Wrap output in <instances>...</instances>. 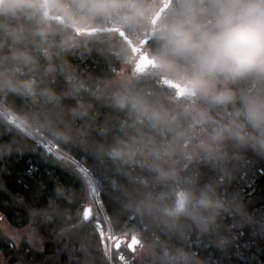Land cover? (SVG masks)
<instances>
[{
	"label": "trees",
	"instance_id": "16d2710c",
	"mask_svg": "<svg viewBox=\"0 0 264 264\" xmlns=\"http://www.w3.org/2000/svg\"><path fill=\"white\" fill-rule=\"evenodd\" d=\"M28 26L22 18L0 14V57L25 50L38 56L40 87L55 98L19 94L0 84V105L69 128L75 139L54 142L31 134L0 110V215L11 228L29 231L15 241L0 228V256L8 264H264V157L230 146L227 169L200 165L193 171L194 186L211 185L220 204L200 223L137 211L153 174L141 158L113 157L134 134L133 117L102 91L124 63L103 45L48 61L22 31ZM3 63L11 66L9 60ZM49 63L54 70L45 72ZM158 87L175 91L163 82ZM73 109L84 114L74 115ZM43 140L62 157L49 152ZM80 167L93 180L100 208ZM106 230L116 237L111 257ZM132 238L152 249L147 261L131 251Z\"/></svg>",
	"mask_w": 264,
	"mask_h": 264
},
{
	"label": "clouds",
	"instance_id": "9594fccd",
	"mask_svg": "<svg viewBox=\"0 0 264 264\" xmlns=\"http://www.w3.org/2000/svg\"><path fill=\"white\" fill-rule=\"evenodd\" d=\"M0 14L29 22L22 31L48 61L103 45L130 66L104 81L102 91L133 117L134 134L113 157L141 158L153 174L137 211L199 223L220 204L211 185L194 186L193 171L200 165L227 169L230 146L264 157V0H168L167 7L165 0H0ZM142 60L146 67L136 72ZM40 68L28 50L0 57V84L55 98L41 89ZM53 70L51 63L45 68ZM163 81L178 85L183 100L158 87ZM242 82L251 86L234 87ZM10 115L54 142L75 139L55 122Z\"/></svg>",
	"mask_w": 264,
	"mask_h": 264
},
{
	"label": "rangeland",
	"instance_id": "374dc122",
	"mask_svg": "<svg viewBox=\"0 0 264 264\" xmlns=\"http://www.w3.org/2000/svg\"><path fill=\"white\" fill-rule=\"evenodd\" d=\"M130 70V66H126L125 64L122 65L121 69L118 71V72H121V71H128ZM144 70V67H137L136 68V65H135V71L136 72H143ZM117 72V73H118ZM175 95L178 99H180V97H178L177 95V91L175 90ZM183 98V97H181ZM194 101H186V103H193ZM81 171H83L81 168H79ZM84 177H86V180H87V183H88V186L90 188V191H91V196L93 198V201L95 203V205L97 206V208L99 206V203H98V200H97V191L95 190V186L92 182V180L89 178L90 175L86 172H84ZM248 184H252V181L251 180H246ZM249 186V185H248ZM182 204V199H181V196L178 198V201L176 203L177 207L179 208V206ZM91 211V209H90ZM201 221H199L200 223ZM0 228L8 235L10 236L12 239H14L15 241H17L21 235H25V234H29V231L28 230H15L13 228H11L8 224V222L6 221V219L0 215ZM103 238H104V241H105V247H106V250H107V253L109 255V257H111L112 255V252H113V249H114V245H115V242H116V237L111 233L110 230H106L103 232ZM245 245V244H244ZM127 247V246H126ZM131 251L134 253V254H137L139 255L140 257H142V259L144 261H147L148 258H150L152 256V249L150 248L149 245L145 244H141V241H139L138 243H135L134 245H132V247L130 248ZM123 259H125V257L122 256ZM0 264H8L7 260L3 257V256H0Z\"/></svg>",
	"mask_w": 264,
	"mask_h": 264
},
{
	"label": "water",
	"instance_id": "95a60500",
	"mask_svg": "<svg viewBox=\"0 0 264 264\" xmlns=\"http://www.w3.org/2000/svg\"><path fill=\"white\" fill-rule=\"evenodd\" d=\"M167 4H168V0H165V7H167ZM120 36L122 38H126V37H124V33L123 32L120 33ZM140 66L141 67H146V60H142L141 62L136 63V67H140ZM163 83H164L165 86L175 89L177 91L178 97H180V98L184 97L183 90L180 89L178 85H175L174 83L168 82V81H163ZM138 242H139L138 240H136L135 238H132V240L129 243V247H132V245H134L135 243H138ZM120 243H121L120 240L117 241V248L119 247Z\"/></svg>",
	"mask_w": 264,
	"mask_h": 264
},
{
	"label": "built area",
	"instance_id": "2783aa9c",
	"mask_svg": "<svg viewBox=\"0 0 264 264\" xmlns=\"http://www.w3.org/2000/svg\"><path fill=\"white\" fill-rule=\"evenodd\" d=\"M7 113V112H6ZM8 114V116H9V120H10V122H12V120H13V117L10 115V113H7ZM21 129H25V130H28L30 133H31V129H29V128H27L26 126H25V124L22 122V121H16L15 122ZM32 134V133H31ZM41 143L49 150V152H51L55 157H57V158H59V157H62V154H61V152L51 143V142H48L47 140H45V141H41ZM81 168V167H80ZM82 169V168H81ZM83 170V169H82ZM83 172H85L84 170H83ZM91 180H92V178L91 177H89ZM92 182H93V180H92Z\"/></svg>",
	"mask_w": 264,
	"mask_h": 264
},
{
	"label": "bare ground",
	"instance_id": "6f19581e",
	"mask_svg": "<svg viewBox=\"0 0 264 264\" xmlns=\"http://www.w3.org/2000/svg\"><path fill=\"white\" fill-rule=\"evenodd\" d=\"M0 110H2V112L6 115V117H7V120L8 121H10L9 120V116H8V114L7 113H10L8 110H6L4 107H2L1 105H0ZM7 112V113H6ZM35 133V132H34ZM43 141H45V140H43Z\"/></svg>",
	"mask_w": 264,
	"mask_h": 264
},
{
	"label": "flooded vegetation",
	"instance_id": "af4514ba",
	"mask_svg": "<svg viewBox=\"0 0 264 264\" xmlns=\"http://www.w3.org/2000/svg\"><path fill=\"white\" fill-rule=\"evenodd\" d=\"M137 68V67H136Z\"/></svg>",
	"mask_w": 264,
	"mask_h": 264
}]
</instances>
